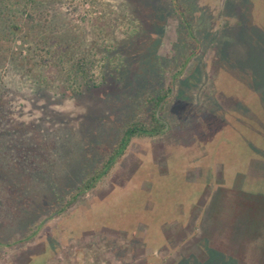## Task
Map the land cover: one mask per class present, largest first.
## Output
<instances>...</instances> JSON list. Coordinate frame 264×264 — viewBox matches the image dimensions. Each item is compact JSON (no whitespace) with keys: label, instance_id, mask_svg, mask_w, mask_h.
I'll list each match as a JSON object with an SVG mask.
<instances>
[{"label":"rangeland","instance_id":"374dc122","mask_svg":"<svg viewBox=\"0 0 264 264\" xmlns=\"http://www.w3.org/2000/svg\"><path fill=\"white\" fill-rule=\"evenodd\" d=\"M45 10L28 42L0 55V131L11 136L0 146L33 182L10 202L0 182V264H239L264 232V196L247 194L264 190V0H53ZM69 47L104 65L76 81L68 59L42 70ZM172 84L166 133L133 139L63 210L145 99ZM251 253L244 264H261Z\"/></svg>","mask_w":264,"mask_h":264},{"label":"trees","instance_id":"16d2710c","mask_svg":"<svg viewBox=\"0 0 264 264\" xmlns=\"http://www.w3.org/2000/svg\"><path fill=\"white\" fill-rule=\"evenodd\" d=\"M52 1L53 0H0V55L11 53L13 51L12 47L18 39H21L24 42L27 41L30 37V33H28L29 26H34L36 21H38L37 17H41L43 12L46 11L45 7H47ZM35 35H41L39 43L43 45L42 51H45L47 55L52 54L51 52H47V47L45 46L46 42L43 43L46 36L42 32L39 34L36 32ZM67 49V53L64 57L59 55L53 64L43 66L42 70H54V73H58L56 67L60 64H64L65 60L68 59L67 67H64V69L68 70L70 72L69 77L76 81L78 80L77 76H79V74L84 76L90 75L94 68L99 65L98 63L104 65V63L98 62L97 60L94 61L93 58L89 56L79 59V53L77 51L71 52L73 49L72 47ZM41 59H43V56ZM75 61L76 63H74ZM101 71L104 70L102 69ZM1 83L2 80H0V103L3 99L1 94ZM174 92L175 85L172 84L167 87V89H161L157 94L150 95L145 99L144 114L142 115L141 112L136 114L130 124L122 127L123 132L121 131V138L118 147L104 157L98 168L85 175L82 186L78 187L76 191L71 192V196H69L66 201H63V210L72 207L81 199L83 194L88 190L94 189L103 177H106L111 173L115 168L117 161L126 154L133 139L142 136L153 137L166 133L170 126L165 121L163 114L166 111L170 100L173 98ZM4 118H6V116L2 113V110H0V122L3 121ZM9 133L10 131L7 133H5V131H0V143L8 136L11 137ZM8 147L1 149L0 146V182L7 185L4 189L6 200L10 202L12 199L20 198L24 191L28 190L26 184L32 185L33 182L31 178L26 177L25 174H23L24 172L17 176L15 170L18 168L14 169V167H11L10 165L13 159L11 158V149ZM27 151L29 153L33 152L34 154L32 163L36 160L40 162L37 146L29 148ZM6 157H10L12 160L6 161ZM21 165L26 167L24 163ZM37 172L38 170L32 173L30 177H34ZM53 183L55 186L56 183Z\"/></svg>","mask_w":264,"mask_h":264},{"label":"crops","instance_id":"0c3cea01","mask_svg":"<svg viewBox=\"0 0 264 264\" xmlns=\"http://www.w3.org/2000/svg\"><path fill=\"white\" fill-rule=\"evenodd\" d=\"M255 170H253V172H254ZM240 189L241 188H239L238 189V185H236V187L234 188V193L236 192V193H238L239 194V191H240ZM251 190H253V189H248V195H252V196H255V194H261L262 196H264V190H262V189H259V186H258V188L255 190V191H251ZM239 200V199H238ZM208 216H211V206H210V210H209V213H208ZM216 215H212L211 217H210V219H209V221L211 220V218L213 219L214 217H215ZM245 216V215H244ZM245 218V217H244ZM207 220H208V218H206V220H205V225L207 224ZM207 226H205V228H206ZM204 232H206V229H203V233ZM220 232V231H219ZM209 234H210V232H208ZM207 232L206 233H204V235L205 236H211V235H209ZM217 234H219L218 232H217ZM257 242V241H261V242H263L264 241V232H262V233H260L259 234V236H257V237H254V238H251L249 241H248V243H247V246L244 248V250L241 252V253H238L236 256H237V259L239 260V264H244V262H246V261H244V260H242V257H244L245 259H246V257H247V255L249 254L250 255V253H251V255H254V256H256V255H258V257H257V262L258 263H261V264H263V262H264V244H263V247H261V249H258V244L257 245H253V246H251L250 244L251 243H253V242ZM253 247V248H252ZM252 248V249H251ZM194 250V249H193ZM250 250H251V252H250ZM203 253V252H202ZM255 264V263H254Z\"/></svg>","mask_w":264,"mask_h":264}]
</instances>
